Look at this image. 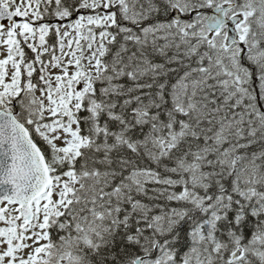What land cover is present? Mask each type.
Masks as SVG:
<instances>
[{
	"label": "snow or ice",
	"instance_id": "1",
	"mask_svg": "<svg viewBox=\"0 0 264 264\" xmlns=\"http://www.w3.org/2000/svg\"><path fill=\"white\" fill-rule=\"evenodd\" d=\"M0 264H264V0H0Z\"/></svg>",
	"mask_w": 264,
	"mask_h": 264
}]
</instances>
